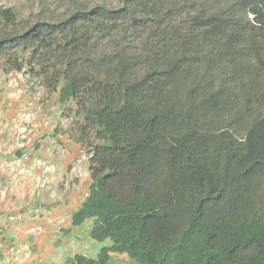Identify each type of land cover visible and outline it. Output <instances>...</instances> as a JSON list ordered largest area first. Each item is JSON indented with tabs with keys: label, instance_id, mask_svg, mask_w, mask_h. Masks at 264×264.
Instances as JSON below:
<instances>
[{
	"label": "trees",
	"instance_id": "16d2710c",
	"mask_svg": "<svg viewBox=\"0 0 264 264\" xmlns=\"http://www.w3.org/2000/svg\"><path fill=\"white\" fill-rule=\"evenodd\" d=\"M36 8L0 10V65L75 104L91 182L70 225L112 243L65 264H264V0Z\"/></svg>",
	"mask_w": 264,
	"mask_h": 264
},
{
	"label": "rangeland",
	"instance_id": "374dc122",
	"mask_svg": "<svg viewBox=\"0 0 264 264\" xmlns=\"http://www.w3.org/2000/svg\"><path fill=\"white\" fill-rule=\"evenodd\" d=\"M9 8L14 9L19 15V19L23 21L28 20L37 11L36 0H0V10ZM74 106L73 102L65 107L61 106L58 103L57 95L49 93L42 86L40 79L31 77L26 70L21 73H7L2 70V65H0L1 202L8 198V192L14 191L13 183L17 179L20 180V183L26 184L30 183L29 180L32 178H36L37 183H34L32 187L24 186L23 190L25 191L32 189L33 192L34 189H40L48 184L46 188L49 187L51 194H56L57 188L61 185L60 179L63 177L66 183L64 190L70 191L65 206L72 209L79 204L89 189L90 154L78 141L81 137L79 131H81L82 123L76 124L75 121L73 123ZM84 134H89V131L86 130ZM85 139L87 140L86 137ZM18 161L20 162L18 163ZM50 165L55 171L51 175L49 173ZM11 170H13L12 174ZM39 175H43L45 178L40 180ZM81 176L84 177L80 178ZM72 179H75L74 182L72 181L73 183H71ZM33 182L35 181L33 180ZM60 198L62 197L60 196ZM21 204L23 205L24 201ZM16 205L18 206L19 203L16 202L15 207L5 214L7 220L2 218L0 222L3 224V228L8 230L5 231L7 236L10 231L16 234L12 240L16 247L9 251L7 258L10 263L7 264H18L26 258H33L32 251H30L31 253L28 249L25 251L21 243L27 235L29 226L22 221V218H17L15 210H20V207H16ZM78 208H74L73 211ZM11 214L14 215L11 216ZM43 214L47 217V222L53 221L52 225L57 228L54 233V237L58 239L57 242L50 238L51 232L46 234V238H49V242L55 246L52 252L43 254V258H46L49 264H63L67 259L76 255L94 260L97 259L102 248L112 245L110 240L98 242L90 238L92 220H86L82 226L72 227L71 233L65 234L62 229H59L62 227L60 224L61 213L51 216V210H46L43 211ZM47 222L42 220L39 223L40 229L34 228V233L45 231ZM29 224L35 226L33 222H29ZM58 247H60L59 250ZM20 252L23 254H19ZM113 258L115 259L110 264H134L126 256L118 255Z\"/></svg>",
	"mask_w": 264,
	"mask_h": 264
},
{
	"label": "crops",
	"instance_id": "0c3cea01",
	"mask_svg": "<svg viewBox=\"0 0 264 264\" xmlns=\"http://www.w3.org/2000/svg\"><path fill=\"white\" fill-rule=\"evenodd\" d=\"M28 187L31 185L29 183H26ZM66 185L65 181H61V185L57 188L56 194H51L50 191H45L40 194V198L38 199L34 198L33 193L29 192L28 190L25 191L23 189L25 185L23 184H13L14 191L8 192V198L4 199L3 202L0 201V215L6 214L9 212V210L15 207V203H19V205L16 207H20V210L24 216L26 217V222L29 226L28 232L26 237L24 238V241L22 240L21 243L23 244V247L25 249H28V251H32L31 254H33V258H26V260H23L19 262L18 264H49V262L46 261V258H43V254L50 253L54 250V244H51L49 242V238H46L47 232H51V239L52 240H58L57 238L54 239V233L56 232L57 228H54L55 225L52 222H47V217L43 214V211L51 210V216L53 215H59L62 214V220H60V224H62V227L59 229H62V231L68 232L71 230L70 225V219L71 214L74 212V208H78L80 204L84 200V196L82 200H80L79 204L75 206L72 209H68V206H65V202L67 201V197L70 193V191H65L64 186ZM60 196L62 198H60ZM24 201V204L22 205L21 202ZM37 207V210H34V208ZM65 212V213H64ZM16 213V210H15ZM68 213L66 216L65 214ZM28 215L33 217L34 220L28 219ZM6 216V215H5ZM44 220L46 223V230L39 232V233H33V228H39L41 221ZM55 221V220H54ZM29 222H33V225H30ZM64 226V227H63ZM31 229V230H30ZM8 230H6L7 232ZM6 232H0V264H7L10 263V260L8 257V246H11L13 244V239L15 232L10 231L8 236L6 235ZM57 246V245H56ZM60 247L57 249L59 250ZM8 261V262H7ZM62 264V263H60Z\"/></svg>",
	"mask_w": 264,
	"mask_h": 264
},
{
	"label": "clouds",
	"instance_id": "9594fccd",
	"mask_svg": "<svg viewBox=\"0 0 264 264\" xmlns=\"http://www.w3.org/2000/svg\"><path fill=\"white\" fill-rule=\"evenodd\" d=\"M74 108H75V106H74ZM74 110V109H73ZM86 148V147H85ZM86 151H87V149H86ZM87 153L89 154V152L87 151ZM89 158H90V155H89ZM20 161H18V163H19ZM17 164V163H16ZM15 164V165H16ZM33 166H35V164H33ZM89 169V168H88ZM36 170H38L37 169V167H36ZM55 171L53 170V167L50 165V175L51 174H53ZM13 173V170H11V174ZM90 174V173H89ZM84 176H81L80 178H83ZM38 178L40 179V180H43L45 177L43 176V175H39L38 176ZM36 178L34 177V178H32V180H29V181H31L29 184L31 185L30 187H32L33 186V184L34 183H37L36 182V180H35ZM86 179V178H85ZM89 179V181L91 182V177L90 178H88ZM35 181V182H33L32 183V181ZM61 181L63 180V181H65L64 180V178L62 177L61 179H60ZM60 181V182H61ZM75 181V179H72L71 180V183H73V182ZM39 183H41V182H39ZM13 184H23V183H20V180L19 179H17L16 181H14V183ZM23 185H27V184H23ZM48 186V184H45V187H41L40 189H34V191L32 192V189H30V190H28L29 192H32L33 193V196H34V198H36V196H39L40 197V194L41 193H43V192H45V191H50V189H49V187L48 188H46ZM89 186H90V183H89ZM70 189V188H69ZM37 190H41L39 193H37L36 191ZM88 192V191H87ZM86 194H85V196H84V199L86 198ZM39 197H37L38 199H39ZM81 205V204H80ZM34 210H37V207L36 208H34ZM73 213V212H72ZM16 216H17V218H19V219H23L22 221L24 222L25 220H26V217H24V214L20 211H16ZM12 215H14V214H11V216ZM72 215V214H71ZM2 218H5V220H7V217L5 216V214H3V215H0V222H1V220H2ZM11 218V217H10ZM10 218H8L9 220H10ZM28 219H30V220H34V218L33 217H31V216H29L28 215ZM6 228H3V224H0V232H4V231H6L5 230ZM38 229H40V227L38 228ZM31 230V229H30ZM71 231H72V227H71V230L70 231H68V232H65V231H63L65 234H70L71 233ZM32 232L34 233V228L32 229ZM39 232H41V231H39ZM38 232V233H39ZM35 234V233H34ZM54 239H55V237H54ZM56 242H57V240H55ZM56 244H58V243H56ZM58 246V245H57ZM15 245L14 244H12L11 246H8V254H9V251H11V250H13V249H15ZM18 249V248H17ZM18 251V250H17ZM25 251H27V249H25ZM23 252H24V249H23ZM23 252H20L19 254H23ZM30 252V251H29ZM18 254V255H19ZM69 259H72V258H69ZM69 259H67V261L69 260ZM65 263H66V261H65ZM65 263H63V264H65Z\"/></svg>",
	"mask_w": 264,
	"mask_h": 264
}]
</instances>
